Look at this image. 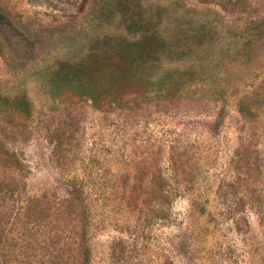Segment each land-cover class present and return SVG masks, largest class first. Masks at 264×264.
Returning <instances> with one entry per match:
<instances>
[{"label": "rangeland", "instance_id": "rangeland-1", "mask_svg": "<svg viewBox=\"0 0 264 264\" xmlns=\"http://www.w3.org/2000/svg\"><path fill=\"white\" fill-rule=\"evenodd\" d=\"M99 2L0 0V264H85V245L89 264H264V0H144L210 39L165 65L193 83L137 110L50 85L56 59L126 36Z\"/></svg>", "mask_w": 264, "mask_h": 264}, {"label": "trees", "instance_id": "trees-1", "mask_svg": "<svg viewBox=\"0 0 264 264\" xmlns=\"http://www.w3.org/2000/svg\"><path fill=\"white\" fill-rule=\"evenodd\" d=\"M166 11V7L147 5L144 0H100L96 9L99 24L117 23L126 36H97L89 41L88 49L80 56L56 59L47 71L53 90L74 92L98 109L127 107L137 110L153 99L175 96L188 83H193L194 71L165 65L181 61L191 54L193 47L207 43L210 29L207 24H202L203 34H194L187 23L186 28L175 26L167 33L162 32ZM0 17L7 22V16L1 12ZM127 36L139 38L133 40ZM183 78H188V82H183ZM2 101L3 106L19 111L27 119L31 117V105L25 98ZM222 125L220 118L219 123L212 126L213 133H218ZM0 153L2 163L14 159L6 148ZM161 184L164 191L171 188L166 179H162ZM139 186L133 181L132 192H138ZM261 204L256 200L253 205L259 207V214H263ZM85 247L84 263L89 264V248Z\"/></svg>", "mask_w": 264, "mask_h": 264}]
</instances>
